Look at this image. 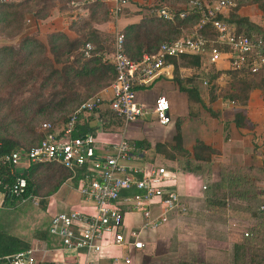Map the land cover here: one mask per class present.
Segmentation results:
<instances>
[{"label": "rangeland", "instance_id": "rangeland-1", "mask_svg": "<svg viewBox=\"0 0 264 264\" xmlns=\"http://www.w3.org/2000/svg\"><path fill=\"white\" fill-rule=\"evenodd\" d=\"M20 1L7 0L6 2L17 3ZM191 1L194 0H133L122 9L118 16H114L115 0H94L92 4L79 10H71L69 7L71 0H35L23 9L8 11L10 16L6 21L0 22V38L3 41L6 39L7 45L5 46L17 48L21 39L27 36H33L46 43L47 37L54 33L65 34L69 40H74L77 36L81 37L88 34L90 30H94L99 33L101 39L107 38L113 42L115 35L122 32L117 26L120 16L132 14L138 16L141 21L152 14L157 16L156 11L162 8L176 13L187 11ZM204 1L208 2V0ZM39 10H42L41 15L48 14L45 19L35 18L34 14ZM232 12L234 9L226 10L224 18H228ZM15 13H22V18L13 16ZM236 14L247 18L249 22L259 27V30L252 32L264 37V15L257 5L243 3ZM195 26L196 24L188 28V31L193 30ZM234 26L238 28L236 25ZM240 30L246 31L247 29ZM262 41L264 40L262 39ZM89 43L94 45L92 41ZM43 57H46L51 63L53 62V56L50 54H35L22 68L18 65L21 62L19 57L6 62L0 68V135L6 134L18 140L25 151L40 141L44 123L61 127L75 110V106L78 105H68L65 112L50 109L42 115L35 114L37 107L33 105H28V109L21 110L27 102L32 103L35 100L34 102L39 104L50 99V94L53 91L51 86L55 79L46 83L45 88L41 89L43 78L49 74L48 63L41 64ZM219 65L225 67V64ZM57 67L60 68V66ZM13 70L15 71L12 72ZM216 70L214 67L202 63L201 68L197 69L195 73L186 72L185 74L188 75L184 81L196 87L201 104H192L190 105L191 109L188 104V116H186L185 100L182 96L176 97L170 110V114L174 118L173 123L167 127H161L156 124L152 116L147 117L145 121L150 124L145 130H138L140 137L147 138V142L152 147L157 143L174 145L173 137L176 135V126L180 127L181 119L183 120L186 116L184 135L186 143L190 142L196 133L197 125H204L208 120L210 114L204 108L209 107L219 115L223 114L222 119L217 121L224 123V126L229 125V130L226 131L229 139L235 108L239 106L221 100L210 104L212 84L204 86L203 82L205 79L210 80ZM28 71H33L34 77L32 81H27L26 85H22L21 82L25 79L28 80L23 77L24 73ZM227 81L228 78L222 77V75L215 81L217 93L219 89L224 88ZM93 89L80 87L78 98L80 103L99 94L104 88L96 91ZM145 89L136 90L137 101H145L146 97L148 101L152 100L150 97L155 93L154 88L147 87ZM177 120L179 121L177 122ZM124 127L122 124L119 129L123 130ZM253 129L254 126L251 130H245V135L242 134L244 137L252 136L251 143L240 142L236 145L237 147H225L223 154L217 151L218 154L212 156L209 164H191L193 169L201 166V169L197 170L199 175L191 174L198 177L196 180L191 179L193 181L192 189H190V185L186 187L188 194H194V196L182 197L188 207L187 214L173 215L171 221L172 223H181L182 225L179 227L181 231L179 233L176 231L174 236L168 237L170 238L168 245L162 244V241L158 242L156 239L155 241L151 238L148 239L147 252L145 251L143 254L151 256L152 264H236V246H243L240 253L241 258L237 264H264V135H255L252 132ZM232 137L237 139V135L233 134ZM226 139L224 138V141L228 142ZM228 146H232V144L229 142ZM145 154L148 162L163 166L167 171L181 172L187 162L182 158H177V161H169L151 151H146ZM49 175L50 172L45 170H41L37 174V195L32 196H46V193L53 187L60 185L59 178L49 181L47 179ZM69 184L71 183H68L67 186H70ZM67 186L62 187V193L68 190ZM71 196L76 201L73 191H71ZM2 199L3 193H0V200ZM35 202L42 204L43 201L36 198ZM27 207L31 209V205ZM28 208L25 210H29ZM73 210H79V208ZM9 218L10 216H2V220L5 222ZM134 220L138 222L139 219L135 217ZM41 224H44V221L39 219L37 225ZM28 225L31 226V223ZM152 234L156 235L157 233ZM129 255L133 256V253ZM33 257L37 264L40 253H35Z\"/></svg>", "mask_w": 264, "mask_h": 264}, {"label": "built area", "instance_id": "built-area-1", "mask_svg": "<svg viewBox=\"0 0 264 264\" xmlns=\"http://www.w3.org/2000/svg\"><path fill=\"white\" fill-rule=\"evenodd\" d=\"M93 1L72 0L69 7L79 10ZM132 1L115 0L114 16ZM234 6L235 0L191 1L188 10L181 11L179 17L183 19L190 12L197 13L200 21L194 29L162 43L156 53L144 54L139 61L128 57L124 34L118 32L112 42L111 58L116 76L108 86L111 94L108 101L100 94L90 97L68 116L61 127L44 123L42 131L46 133L37 145L27 151L17 149L0 160V165H9L12 174H17L15 170L22 163L28 168L31 164L58 163L71 173L69 180L80 174L77 192L81 201L89 204V210L54 215L47 232L60 238L65 250H85L87 256L82 264H99L91 261L88 255L101 254L107 248L144 251L148 235L163 228L171 216L187 214L188 207L177 192L169 190L172 176L163 166L128 164L142 156L136 143L122 139L112 144L108 152L99 154L92 134L75 137L80 119L99 114L107 103L109 111L124 126L150 116L161 127L170 125L169 100L159 96L148 106L136 100V90L151 87L160 77L171 75L173 65L168 63L171 58L197 56L207 66L225 64L226 70L251 74L264 71V42L237 33L235 28L219 19ZM156 13L168 21H173L176 14L164 8ZM93 51L95 48L91 44L84 48L86 56ZM203 84L208 86V80L205 79ZM26 186V179L17 177L11 185H2V189L9 197L20 198L21 203L31 201L37 204L36 197H23ZM126 214L140 216V224L127 228ZM35 253V247L10 254H3L0 250V264H35ZM111 264H131V261L129 257H113Z\"/></svg>", "mask_w": 264, "mask_h": 264}, {"label": "trees", "instance_id": "trees-1", "mask_svg": "<svg viewBox=\"0 0 264 264\" xmlns=\"http://www.w3.org/2000/svg\"><path fill=\"white\" fill-rule=\"evenodd\" d=\"M213 1L215 0H208V2L200 0L202 3H211ZM32 2H35V0H21L17 3H8L4 2V0H0V22L6 21L10 16L8 11L23 9ZM243 3L257 5L264 15L263 0H235V6L232 8L234 12H232L228 18L220 16L219 19L235 28L237 33H243L247 36H254L255 38L264 40L262 35L252 32L254 30H259V27L249 22L247 18L240 17L236 14ZM41 13L42 10L37 11L34 14L35 18L43 20L48 15H41ZM179 13L180 12L175 14L173 21H168L152 14L142 19L138 24L129 25L124 28L121 33L124 34L125 37V51L128 57L132 61H139L144 54H154L162 43L175 40L183 34L188 33V28L195 24L197 25L200 21V16L197 13L190 12L183 19L179 17ZM13 16L22 18V13H15ZM244 28L247 30H240ZM90 41L94 42V45L89 43ZM111 43L112 42L107 38L101 39L99 33L94 30H90L88 34L81 37L77 36L74 40H69L65 34L54 33L47 37L46 43L41 42L33 36H27L21 39L17 48L11 46L0 47V68L6 62L13 61L17 57L21 59V62L17 63L19 67L22 68L35 54H50L53 56L52 63L46 57H43L42 63L40 62L42 65H45L47 62L49 67V74L43 78V82L40 85L41 89L45 88L46 83L55 79V82L51 86L53 91L50 94V99L39 104L34 102L35 100H33L32 103L27 102L21 110H26L28 109V105H33L37 107L35 110V114L37 115H42L50 109L65 112L68 105L78 104L75 106L76 109L81 104L78 100L80 96V87L82 89H88V87L94 88L93 91H96L108 87L111 82L114 81L116 74L111 58ZM87 44H91L95 48V51L89 53L88 56L84 53V48ZM168 63L172 64L174 67V82L178 85L179 90L187 95L189 109H191L190 105L192 104H201L196 87L181 80L178 74L180 67L193 68L196 70L201 68L202 61L200 57L184 55L177 59H168ZM57 66H60V68ZM14 71L15 70L12 72ZM24 74L25 76L23 75V77L28 78V80L25 79L21 82L22 85H26L27 81H32L34 77L33 71H28ZM221 75L226 76L228 81L224 88L219 89L217 93L215 81ZM12 77H14V74H12ZM208 83L212 84L210 104L217 100H221L222 102H227L234 106L246 107L250 94L255 90L261 92L264 101V71L251 74L248 71L216 70L214 75L208 80ZM202 107L204 108V106ZM204 109L207 110L211 118H218V114L211 108L208 107ZM232 123L237 129L241 130H251L253 127L242 112L235 113ZM41 132L40 141L46 133L44 131ZM74 136L79 137L76 133ZM173 141L174 145L157 143L152 147L147 141L142 140L136 142V145L142 153V156L145 155L146 151H151L155 155H161L169 161H177V158L186 159V165L181 172L193 175H199V171L197 170L201 169V166L193 169L191 166L192 163H199L200 165L209 164L212 156L218 154L216 150L198 140L191 152L185 150L182 145L181 130L178 125L176 126V135L173 137ZM17 149H22L18 140L6 134L0 135V160ZM41 170L50 172V175L47 177L49 181L59 178L60 185L71 177V173L58 163L31 164L21 175L12 174L9 165L2 164L0 165V193H3L5 199H7V197L9 198L8 192L2 189V185L9 186L17 177H22L26 179L27 183L23 197L27 198L30 195H37L36 178ZM79 178L80 174L74 181L77 182ZM60 185L53 187L51 191L46 193V196L58 190ZM10 198L15 201H20V198L13 196ZM26 249H28V245L21 243L17 239L0 236V250L3 254H10ZM235 249V262L237 264L241 258L240 253L243 250V246H236Z\"/></svg>", "mask_w": 264, "mask_h": 264}, {"label": "crops", "instance_id": "crops-1", "mask_svg": "<svg viewBox=\"0 0 264 264\" xmlns=\"http://www.w3.org/2000/svg\"><path fill=\"white\" fill-rule=\"evenodd\" d=\"M6 1L7 0H5V2ZM139 21L140 20L138 16L126 14L119 17L117 26L119 30H123L129 25L138 24ZM5 45H7L6 39L3 41L0 38V47ZM214 68L217 69V71L226 70V66L222 67L220 65H217ZM195 71L196 69L193 68L180 67L178 74L180 79L184 81V79L187 78L186 75H188L185 74L186 72L190 74L195 73ZM223 76L224 75H222V77ZM188 80H190V78H188ZM150 88H154L155 91L152 97H150V99L152 100L148 101V98L146 97L145 101L138 102L150 106L156 98H158L159 96H165L169 100L170 106H172L175 102V98H180L182 96L186 103V116H188V98L185 93L179 90L178 85L174 82V67L172 68L171 75H169L168 77H160V79L156 80V82ZM138 89L139 91L146 90L145 88ZM99 94L106 102L111 96L108 87L104 88ZM237 112H242L247 117L250 124L254 126L252 132H254L255 135H264V101L262 99L260 91H253L250 94L246 107L235 108V113ZM186 116L184 117V119L186 118ZM222 116L223 114H218L217 119H212L211 116H209L204 125L198 124L196 127V133H194V135L192 136V140H190L191 143L187 141L188 145H186L187 143L185 141L184 135L186 119H181L180 130L182 145L184 149L191 152L197 140L203 142L205 145L221 153L223 152V149L225 147H237L236 145H238V143L240 142L243 144L247 142L251 143L252 136L244 137L243 135H245L246 131L237 129L234 125H231L230 127L231 137L228 139L226 131L229 130V125L224 126V123L217 121L221 120ZM146 118H142L134 123L128 124L124 127L125 129L121 130L119 128L122 127L123 123L115 118V116L109 111L108 104L105 103L102 107V112H100L99 114L94 116L87 115L82 117L75 133L79 136L92 134L95 137L97 143V152L99 154H103L108 152L109 147L112 144H115L122 139H126L134 143L142 141L143 139L147 141V138L140 137V133L138 131L140 129L145 130L147 128V125L150 124L145 121ZM171 118V123H173L174 118L172 115ZM178 121L179 120H177V122ZM233 134L237 135V139L232 137ZM224 138H227L226 140H228V142H225ZM229 142L232 144V146H228ZM145 155L141 156L138 160H130L128 164L151 165L152 162H148ZM27 169V165L22 163L15 170V173L20 175ZM168 172H170L172 176L171 187L169 188L170 191L177 192L181 197L194 196V194H188V188L186 187L190 185L189 187L190 189H192L193 181L191 179L196 180V178L198 177H195L188 173H181L177 170ZM73 181L67 179L59 187L58 190H56L49 196H34L42 200V204H34L31 201H25L24 203H21L19 200L15 201L10 197H7V199H5V196L3 195V199L0 200V236L5 238L10 237L17 239L21 243L28 245V248L35 247L37 249V252L40 253L39 262H37V264H82L87 256V252L85 250H65L62 246L60 238L51 236L47 232L51 218L54 215L58 214V212L65 213L75 208H79L80 211L89 210V204L81 201L79 197V194L77 192V182ZM68 183H71L72 186L71 184H69L70 186H67ZM66 186L68 190L65 193H62V187ZM71 191L74 192L76 201L72 198V196L70 197ZM125 194L126 193H122V195ZM28 205H31V209L27 207ZM25 208H28L29 210H25ZM23 211L24 213H22ZM3 215L10 216L11 220L9 218L8 220H6V222L3 221ZM135 217H138V222H135ZM172 217L173 216L170 217L169 222L163 228L156 232V235H153L151 233L147 238H151V240L153 241H155V239L158 242L162 241L161 243L165 245L170 244V238L168 237L174 236L176 231L177 233H179L181 231L179 227L182 225L181 223L177 222L172 223ZM39 219H42L44 221V224L37 225ZM140 222L141 218L138 215H125V226L127 228L137 226L140 224ZM29 223H31V226L28 225ZM180 237L181 236L179 234V239ZM148 239L146 240L148 241ZM145 251L146 248L142 252H133L132 250H129L127 248H107L104 249L101 254L90 253L88 255V258L91 261L99 264H111L113 257H129L131 264H152L151 256L143 254V252ZM130 253H133V256H130Z\"/></svg>", "mask_w": 264, "mask_h": 264}]
</instances>
